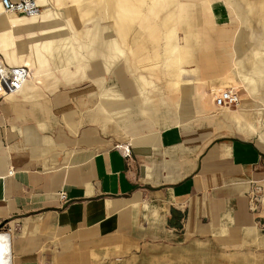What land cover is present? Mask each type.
Returning <instances> with one entry per match:
<instances>
[{
	"label": "crops",
	"instance_id": "0c3cea01",
	"mask_svg": "<svg viewBox=\"0 0 264 264\" xmlns=\"http://www.w3.org/2000/svg\"><path fill=\"white\" fill-rule=\"evenodd\" d=\"M35 3L0 0L8 264H264V0Z\"/></svg>",
	"mask_w": 264,
	"mask_h": 264
},
{
	"label": "built area",
	"instance_id": "2783aa9c",
	"mask_svg": "<svg viewBox=\"0 0 264 264\" xmlns=\"http://www.w3.org/2000/svg\"><path fill=\"white\" fill-rule=\"evenodd\" d=\"M1 5L4 13H18L27 18L35 17L38 14V8L35 0H19L12 2L10 0H1ZM29 76V70L26 66L8 67L4 64L0 57V100L8 95L17 93L26 79ZM214 103L217 107H230L238 103V99L234 91L224 90L219 91L214 95ZM124 157L129 156V149L122 148ZM12 174L10 170L9 175ZM59 199L61 202L66 201L64 193H60ZM258 194L251 193L248 197L249 210L254 212L257 210Z\"/></svg>",
	"mask_w": 264,
	"mask_h": 264
},
{
	"label": "water",
	"instance_id": "95a60500",
	"mask_svg": "<svg viewBox=\"0 0 264 264\" xmlns=\"http://www.w3.org/2000/svg\"><path fill=\"white\" fill-rule=\"evenodd\" d=\"M3 238H5L4 235L3 234H0V241ZM1 251H2V253H1ZM7 256H8V254H7V249H6L5 245H3V244L0 243V259L1 258H4V259L6 258V260H7Z\"/></svg>",
	"mask_w": 264,
	"mask_h": 264
},
{
	"label": "bare ground",
	"instance_id": "6f19581e",
	"mask_svg": "<svg viewBox=\"0 0 264 264\" xmlns=\"http://www.w3.org/2000/svg\"><path fill=\"white\" fill-rule=\"evenodd\" d=\"M1 253H2V251H1ZM0 264H8V258H7V260H6V258L5 259L4 258H1L0 259Z\"/></svg>",
	"mask_w": 264,
	"mask_h": 264
}]
</instances>
